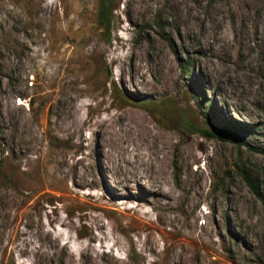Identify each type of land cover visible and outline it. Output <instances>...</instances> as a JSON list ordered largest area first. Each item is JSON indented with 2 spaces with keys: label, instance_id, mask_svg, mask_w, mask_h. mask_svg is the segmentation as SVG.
I'll list each match as a JSON object with an SVG mask.
<instances>
[{
  "label": "rangeland",
  "instance_id": "rangeland-1",
  "mask_svg": "<svg viewBox=\"0 0 264 264\" xmlns=\"http://www.w3.org/2000/svg\"><path fill=\"white\" fill-rule=\"evenodd\" d=\"M110 5L0 0V264H264V0Z\"/></svg>",
  "mask_w": 264,
  "mask_h": 264
},
{
  "label": "bare ground",
  "instance_id": "bare-ground-1",
  "mask_svg": "<svg viewBox=\"0 0 264 264\" xmlns=\"http://www.w3.org/2000/svg\"><path fill=\"white\" fill-rule=\"evenodd\" d=\"M140 64L141 63L136 65L139 70L141 69ZM142 69H143V67H142ZM122 73H123V71H122ZM123 79H124V75H123ZM107 121H104V122H107ZM105 124H107V123H104L103 125L106 126ZM125 127H128V129H118V128H113V127H110V129H109L108 144L112 147V150H113L112 152L114 153V155L121 160L125 159V154L127 153V149H126V147L124 149V145H123L124 138H125L124 136L126 134H129L131 136L129 142L134 144V139H135L134 134L140 133L141 129H143L145 127V124L143 123V120L141 118H134V119L128 120ZM144 140H145L144 138L139 137L138 143L136 145L146 143ZM145 155H146L145 153H139L138 152V154H135V157L139 162H141V161H144V159L146 157Z\"/></svg>",
  "mask_w": 264,
  "mask_h": 264
},
{
  "label": "trees",
  "instance_id": "trees-1",
  "mask_svg": "<svg viewBox=\"0 0 264 264\" xmlns=\"http://www.w3.org/2000/svg\"><path fill=\"white\" fill-rule=\"evenodd\" d=\"M99 2H100V6H99V10H98V22H99L100 26L106 32H109L110 33L111 23H112V12H113L112 11V7L110 5V0H99ZM214 136H216V135H214ZM226 137H229L230 138L231 136H228V134H227ZM234 139L237 142H239V140H237L236 137H234ZM254 150L256 152L261 153L264 156V149L254 148ZM245 178L247 179V182L250 185V187L251 188H254V184H253L254 182H253V180L250 179L248 176H246Z\"/></svg>",
  "mask_w": 264,
  "mask_h": 264
}]
</instances>
